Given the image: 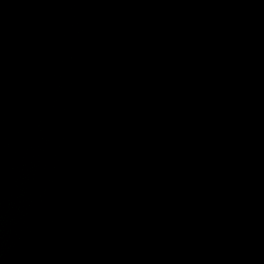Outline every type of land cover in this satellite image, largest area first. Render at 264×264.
<instances>
[{"label":"water","instance_id":"water-1","mask_svg":"<svg viewBox=\"0 0 264 264\" xmlns=\"http://www.w3.org/2000/svg\"><path fill=\"white\" fill-rule=\"evenodd\" d=\"M0 264H264V0H0Z\"/></svg>","mask_w":264,"mask_h":264}]
</instances>
